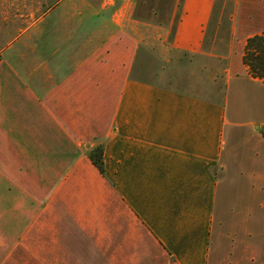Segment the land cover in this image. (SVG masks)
Returning <instances> with one entry per match:
<instances>
[{
	"label": "crops",
	"instance_id": "1",
	"mask_svg": "<svg viewBox=\"0 0 264 264\" xmlns=\"http://www.w3.org/2000/svg\"><path fill=\"white\" fill-rule=\"evenodd\" d=\"M256 34L264 0H46L0 49V264H264Z\"/></svg>",
	"mask_w": 264,
	"mask_h": 264
},
{
	"label": "rangeland",
	"instance_id": "2",
	"mask_svg": "<svg viewBox=\"0 0 264 264\" xmlns=\"http://www.w3.org/2000/svg\"><path fill=\"white\" fill-rule=\"evenodd\" d=\"M45 2L46 0H0V49L42 14ZM146 10L147 8L143 12Z\"/></svg>",
	"mask_w": 264,
	"mask_h": 264
},
{
	"label": "trees",
	"instance_id": "3",
	"mask_svg": "<svg viewBox=\"0 0 264 264\" xmlns=\"http://www.w3.org/2000/svg\"><path fill=\"white\" fill-rule=\"evenodd\" d=\"M244 62L254 77L264 79V34H256L247 39ZM103 153V144L88 149L89 157L102 172L104 171Z\"/></svg>",
	"mask_w": 264,
	"mask_h": 264
}]
</instances>
